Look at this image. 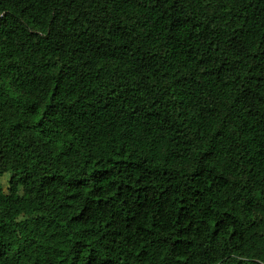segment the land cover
Masks as SVG:
<instances>
[{"label":"trees","instance_id":"1","mask_svg":"<svg viewBox=\"0 0 264 264\" xmlns=\"http://www.w3.org/2000/svg\"><path fill=\"white\" fill-rule=\"evenodd\" d=\"M7 171L0 264H264V0H0Z\"/></svg>","mask_w":264,"mask_h":264},{"label":"rangeland","instance_id":"2","mask_svg":"<svg viewBox=\"0 0 264 264\" xmlns=\"http://www.w3.org/2000/svg\"><path fill=\"white\" fill-rule=\"evenodd\" d=\"M11 174L12 173L10 171H7V172L0 174V186L4 191H7L8 181H9Z\"/></svg>","mask_w":264,"mask_h":264}]
</instances>
